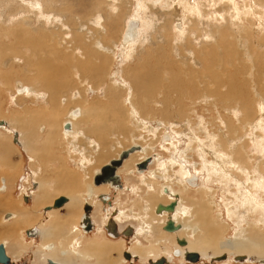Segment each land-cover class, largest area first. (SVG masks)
<instances>
[{
	"label": "rangeland",
	"instance_id": "1",
	"mask_svg": "<svg viewBox=\"0 0 264 264\" xmlns=\"http://www.w3.org/2000/svg\"><path fill=\"white\" fill-rule=\"evenodd\" d=\"M168 1L169 0H166L165 3L164 2L162 4L157 3L156 5L149 4L147 9L140 11L138 13L141 20L146 25L145 27L140 29V32L135 39V43L132 46L133 48H131V50L128 51V54L129 53L130 54L127 56L125 55L127 51H125L124 49H122L121 46H119L120 45L119 35L121 28L125 25L126 21L133 15H136L135 11L137 10L136 9L137 7L135 0L133 1L120 0L119 2H116L117 7H119L118 11L116 12L117 14L109 13L111 5L110 2L107 0H53L52 2L51 0H42V6L44 7L49 6L50 10L53 11L52 15H54V18L52 16L51 18L47 19L48 23L46 25H43L42 22L38 20L34 14L31 13L32 14L31 15L30 13H26L22 8L23 5L21 4V2L17 0H0V34H2L3 29L12 28L11 31H9L12 33V34L10 33L11 41L15 42L12 45L17 46L19 43L23 42L22 44L26 55V57L25 56L18 57L16 61L11 59L10 57H9L10 59L8 58L3 61H0L1 63L0 72H2V75H5L6 77V80H3L5 78H2L0 76V82H1L0 83V123H2L3 121L6 123L3 127L0 128V142L3 145H5L9 151V153H7L6 156L4 157L0 156V178L5 177L8 184L6 191L4 190L0 192V244L5 243V246L9 248L10 251L11 250L20 251L21 246H18L17 244L22 245V249L27 250L29 244L28 241L27 244L25 242L24 232L30 230V228L38 226L39 229L41 228V230L47 229L49 231L48 225L44 224V221H42L45 219V217L44 216L41 217L40 215H38V212L42 210V207L40 206L38 207L37 205L38 197L39 200L41 198L40 193L37 196L35 195L33 208L32 207L28 208L23 206L22 193L21 192L18 193L15 188L16 185H19V181L21 177L22 176L26 177L25 182L22 184V192L25 193L26 189L30 188L36 182L37 183L36 185L37 186L40 185L41 187L40 192L47 190L49 197L48 199L45 200L44 204L48 205L50 204V201L52 202L54 198L62 197L60 195H64L62 193L60 194L59 192V196H56L57 193L56 191H54V189H56L55 177L58 175L62 180L71 181L72 175L70 174L68 175V177H63L64 170L62 169L64 167H67L66 169L74 173H76L78 169L82 170V167L78 166L77 163L75 164V161H73L72 159L70 160L69 159L70 156L66 154L70 152V149L75 147L73 146L74 143L72 145H67V148L65 150L64 142H62L61 140L60 125L67 112V105L64 104V101L61 100L62 96L63 95H66L67 97H69V95H72L73 97L76 96L74 100H72L71 102L78 101L79 104H81V108L85 111V115L81 119H85V120L94 119L93 117L90 116L88 110L92 108L96 103H100L106 100L109 87L117 91L118 89H120L119 84L122 83V81L124 82L125 80H126V84L128 85L129 91H123V93L127 95L130 94V96H134L135 94L134 86L135 83H137L138 81L144 80L142 82L143 83L146 82L147 83L146 85L150 88V97L148 98L147 96L145 97L143 96L144 98L142 97L143 98L142 101L146 103L149 102L150 110L148 111L144 110L142 112V115L150 120V121L146 120L147 124H149V129L148 132L145 131L143 132L144 129H141V127L137 123L132 125L131 126L132 129H130L129 126L127 127L125 123L123 126H121L122 128L120 127L119 130L123 131L125 129L124 131L127 132L126 138H123L121 133L115 134L114 132L115 131L118 132V131L116 129H112V127H111L112 131L105 133L104 136L103 135L96 136L98 138L100 137L104 138L102 140V143H106L107 141H108L107 143H110V148L113 151H111L110 155H108V159L111 160L114 159L113 158L114 153L117 154L116 152L120 150L121 151L127 150L133 147L134 145H132V143L130 142V139L133 136L135 141L140 142L141 144L146 146V148H148L149 150L151 149V145H153V143L154 144L157 143L156 145L157 148L155 147L153 153L158 154L160 158L166 162L167 160H169V156L171 155V152L167 151L168 147L171 150L172 147L169 146L170 144L169 142L165 143L162 140L160 141L161 133L165 131L166 133H171L173 135L174 132L178 130V132L179 131L180 132L176 137L177 142L174 146L175 156H177L178 159L180 156H182L181 160L186 165L187 171L194 176H199V178H204L203 185L205 184L207 187L211 188L210 190L212 192L215 191L214 199L217 202H219L217 210L220 211L222 215L221 217L222 221L225 220V222L227 223L225 224L227 226V229L225 232H223L222 237L227 236L229 238H232L233 240L237 239V241L243 240L244 238L243 229L248 225V223H249L248 227H250L251 225L258 226L257 228L258 229L260 228L261 232L263 230L264 233V220H263L264 206H262V208L260 209H257L255 205L257 204L256 203L257 200H260L261 205H264V116L261 117L259 116L258 117L259 119L257 118L258 120H255L256 116L259 115L260 113L258 111L264 110V93H263L264 92V65H263L264 64L263 61L264 60L263 59L264 0H254L255 2L253 0H195L197 1L195 2V4H198L197 7L199 8L198 9L199 16L201 17L198 19L196 18L197 17L196 14L189 15L191 17L186 18L187 20L184 19L186 21L182 22L183 24L182 31H180L177 28V26H175L176 17L174 16V13H172V10L167 7L166 3H168ZM230 1H232L233 4ZM95 5H97L96 11L99 12L98 15L101 14L100 17L101 16L103 17L102 23L104 24L105 28L107 27L108 34L104 38H102V36L105 33L103 34V32L100 31L101 29L99 30L95 27H92V24L90 23V16H91L90 14L96 12L94 9ZM236 24H238L243 29V33H245L244 36L241 37L239 43L237 42L238 44L236 43L238 38L236 37V33L233 29L234 28L233 25ZM62 25H64L65 27L61 28ZM92 29L93 30L97 29L98 33L95 34ZM219 32L223 36H225V38L228 36L227 37L228 41L227 38L225 40V38L222 35H220ZM74 34H77L76 39L73 38ZM17 37H19V39ZM88 37L90 38V40ZM185 38H187L190 41H188ZM8 39H6L5 41L9 42ZM20 39H22V41ZM95 39L99 42H106V43L108 42L109 44L107 43L108 45L107 44L105 45L111 50H113V53L112 51L108 53L98 50L97 49L98 47L94 43L97 42L94 41ZM216 39L219 41V44L217 43ZM75 40H77L76 43ZM215 41H216L215 50L212 51L211 48L205 49L207 51V58L205 64L207 65L212 64L213 61L216 60L215 56H218V59L221 60V62L216 66V70H217L216 72L218 71L224 72V76L227 74L226 77L232 75L233 77L236 78L235 81H237V79L240 81L242 80V82H240L242 87L240 88L238 86L239 92L236 91L235 93H232V95L229 96L230 98L228 96H220L213 94L209 96H204L202 94H198V91H196L198 86H196L195 84L199 85V80L202 77V75H200L198 71L204 70L203 68L204 66L201 65V62L199 61L198 58H195L197 57L196 56L197 54H194L195 52L191 50L193 49V47H196L197 49H199V52H202L204 49H200V48L204 44L211 45ZM225 41L226 43L223 44V42ZM240 42L244 44L240 45L241 44ZM231 43L233 46L231 45ZM249 43L252 45H250ZM31 47L33 48L36 47L38 49L37 51L39 52L35 53L36 52L35 49H32ZM234 47L237 48L235 49ZM251 48L253 49V51ZM48 49L51 50L48 51ZM30 50H32V52ZM77 50H80V52H82V55H80L82 57H78L76 53ZM58 52L62 53L65 59L56 60L58 57L57 56ZM91 52L95 54L97 53L99 57L94 58V60L93 59L89 60L91 58V54H92ZM89 53H90L89 56L83 57ZM158 53L159 56L157 55ZM230 56L231 57L235 56V57L230 58ZM28 57L30 58L29 61H27ZM102 57L103 58L107 57V58L105 59L103 65H100L98 67L96 77H94V75L92 76L91 74L95 72V69L93 68L91 70V68L94 65H97L99 62H101V60L99 59H101ZM66 59L70 60V62H67ZM224 59L226 61H224ZM44 60L45 63L46 61L48 60L49 61L48 63L45 64ZM12 62H14L13 65ZM44 66H46L47 68ZM143 66L145 67V69L143 68ZM190 66L197 71L195 72L194 76L191 75V71L189 70ZM39 67H41V70ZM48 67H50L49 69H53L54 67H57L58 69L59 67L58 74L53 75L56 78V85H57L55 86L57 91L56 93H50L49 91H45L43 88V87L47 88L45 86L46 82L44 81V77H42L40 74L41 71L46 72L45 69H48ZM64 67L68 70L69 67H73L75 69L78 68L77 76L76 74L75 76H73L71 72L65 73V71L62 70ZM245 67L249 68V72L246 71L247 68ZM179 69H181L182 72L178 73L177 79L174 80L175 77L172 75V72ZM34 73H36L41 77L39 78L40 80L37 77V80H34V82H32L33 77L34 76L36 77ZM127 77H129L130 79H128ZM23 79L26 81L27 84H31V83L34 85L36 84L35 86H37V88H39L42 92H47L46 93L47 95L45 94L44 95L42 94V96L38 95L39 97L36 98L31 95L27 97L22 96V98H18L19 96H17L14 99L12 97V94L14 93L15 84L18 80L24 81ZM247 79L251 86L246 84ZM173 81L175 82V86ZM90 89L92 92L90 91ZM176 89L177 91H174ZM224 89L225 88H223V90ZM73 93H75V95H73ZM202 96H204L205 99ZM239 96L242 97L238 98ZM220 97H222V99ZM244 97H246V99ZM243 98L245 99V101H242ZM49 101L51 102L49 103ZM176 102L179 103V105ZM184 107H189V110ZM246 108L251 110L247 111L248 109ZM176 110L177 112H175ZM31 112H34L37 116H40L39 119L40 123H38V127L41 126L43 128V130H41L40 132L37 131V136H38L37 139L39 141L36 144L38 150V152H36L37 153L36 155L38 154L40 155V160H35V161L33 159L30 161L29 155L23 150L21 146L15 143L14 140L15 135L13 134L17 133V138H18L17 141L22 142L21 145L23 146V135L21 134V132L23 131L19 129L20 127L16 126L14 129L10 128L11 126H13L11 124L12 122H14V119L16 120V118L19 117L21 118V123H24L25 127H26L25 125L26 123L28 124L27 127L28 128L30 127L29 129H32V126L29 125V122L27 120L25 122H22V120L25 119L28 116V114H30ZM56 112L57 113L61 112V113L56 114ZM247 113L249 116H251L250 120L249 122L242 124L240 120ZM186 119L188 122L186 121ZM227 120L228 121L233 120L234 123L233 125L235 126L233 129L230 130L229 128L227 129L228 125L227 123H225V121ZM78 124L80 126L78 127L79 129L82 128L88 129V127L91 126L90 125L91 123H88L87 121L81 123V121L79 120ZM49 126H52L53 128L50 129ZM128 128L130 130H128ZM235 128L237 129L235 130ZM132 131L133 134H131ZM191 132H194L193 135L195 134L199 138L200 145H198L199 142L196 136H194L195 140H193L195 141V143H190L192 145H189V142H191V140L190 137L188 138L189 136L188 134H190ZM51 136L52 137L54 136L55 138V139L53 138L52 143L44 145L43 142ZM230 136L232 138H230ZM96 137L95 134L94 135L91 134V136H89V138L94 140H97L95 139ZM112 139H119L122 142L121 144L122 146L117 147L115 145L116 141H112ZM222 139L223 141H220ZM152 141L153 143H151ZM85 142L86 141L84 140L81 143L82 144L81 147L80 144L77 145L76 142L75 144L79 147L78 148L76 146V149L84 148L85 146H87V143ZM149 142L151 143V145H149ZM33 143H35V141ZM209 148L213 151L216 150L218 154H220L219 156H222L221 153L226 154L228 150V152L231 155L229 156L231 158V159L229 158V160L232 163L230 164L231 166L229 165L227 168L228 170L230 169L228 171V174L229 172L234 171L232 172V176L225 177L226 175H228L225 174V176L222 177L220 175L221 172H219L218 170L220 169V167L217 169L218 166L216 167L218 172L215 171L210 174L209 170H207L205 166H207L208 162L211 161L212 156L208 154L206 155L205 153H203L202 155L201 152V150H210ZM240 148L243 151H245L247 157L250 158V160L248 161L249 163H251L250 171L252 173V176L253 177L255 176L256 178L255 177L254 178L258 180V181H256L255 179L253 180V185L254 187L256 186L255 189L252 187V183L248 181L250 180L251 177L249 176V172L246 171L247 168L244 167L245 165L242 164L241 166L235 163L233 160L234 158H232V156L235 153H237L240 150ZM89 150L90 147L88 146V154L90 155L93 154L91 156L94 157L95 154L90 152ZM141 156H142L141 154L135 155V159H136L135 161H139ZM219 156H217L218 160H219L218 158ZM174 160L177 161L175 157ZM106 161L107 159L102 161L99 160V162L97 163L94 159H92L90 160L91 162L90 165L91 166L93 165L94 166L93 168H98ZM163 161H160L159 163L161 164V162ZM64 163L66 166L64 165ZM156 165L157 164L154 163V165L152 166V170L157 169ZM34 166L40 170L38 171L37 174L39 175L37 176L33 174ZM75 166L77 168L78 167L80 168L77 169L75 168ZM232 166H235V168H233ZM169 168L170 166H167L165 171L166 174L173 175V169H169ZM214 170H215V166H214ZM120 175L122 177L124 187L125 186L129 187L131 191L127 195L123 193L122 195L119 196L120 201L118 202L119 205L117 207L120 208V211H124L127 216L132 215V217L137 218L138 214H143L142 210L143 208L145 209V204L143 199H146L147 196H149L150 192H148L147 187L143 185L141 179H139L140 176L138 177L136 175V169L134 165H132V168L128 170L122 169ZM208 175L210 176V179H208L209 178ZM176 176L179 177L178 174L175 175L174 173L171 182L174 185L173 187L174 190L178 192L179 186L178 184H176L177 182H175L176 179H178ZM148 178L149 177L147 173L146 177L143 178V180H148ZM201 185L202 183L200 180L199 184L198 183L196 184V187H192L190 189L191 190L190 192L188 191L181 193L180 191V196L182 198L187 197L188 199L191 198L192 200H198L197 198H200L201 196L200 193L203 190V187H201ZM107 188L108 187H106L104 191L110 192L109 191L110 188L109 190H107ZM249 193L254 194L252 199L248 195ZM76 197L78 198V200L79 199L82 200L80 195H77ZM245 199H247L248 201ZM253 202L255 204H253ZM79 204L81 205V201H79L78 204L73 203L72 208H74V210H71V208H69L68 214L71 217L70 220H67V217H65L64 220H61L62 224L66 222L65 223L66 225L64 224L63 226L65 228L64 229L65 232H67V230H70L72 225H77L76 219L81 211ZM94 204L98 209V206L100 204L98 203H94ZM186 204L189 203L186 202ZM224 204L226 206H229V209H231V211L234 213L233 215L229 216V212L226 211L227 208ZM115 206L116 204L114 203V207ZM253 208L256 212L253 210ZM14 212L15 213L17 212L18 214L17 218L15 219L18 222H20V220L22 219L21 216L27 214V219H28L27 223L25 225L16 224L14 226L7 223L11 219L5 221L4 216L7 213H14ZM148 212H145V215L149 214ZM65 213L66 212H64V214ZM96 215L98 216L99 219L98 220L99 226H97V232L92 235L91 240L83 237L82 245L93 244V243H98L96 244L98 246L104 244L105 245L113 244L111 241H108V238H106L103 233L104 231H102L101 229L103 227V219L100 208L97 210ZM46 219L47 222L49 221L50 223L52 222L53 224L55 219H57V217L56 216L52 218L50 217V219L48 217ZM148 219H149V215L146 218V220L148 221ZM15 220L12 221V224L16 223ZM121 222L122 221H120V224ZM121 225L123 227L125 226L130 227L133 230L136 228L135 229L136 238L128 240L127 246L125 245L124 241L118 243L120 244V246L121 244L123 245V249L124 247L126 249L131 248V252L134 253V246L136 245L137 242H139L141 246V250L144 249L146 250V252H150V253L153 252L151 251L153 247V243H150V241H148L150 239L152 241L154 240V235L152 233L149 232L150 237H148L147 239L145 237L139 236L140 229L137 228L138 222L131 219L127 220L126 222H122ZM157 226L158 224L156 225V227ZM232 228L234 230H231ZM9 232H12V234H9ZM62 234L63 236H65L64 233ZM10 235H12L11 236L12 238H10ZM184 236H185L184 238L187 239L190 243L193 242L194 240L193 237L187 235ZM57 239H59V237L52 236L49 242L53 240L57 251H59V249H61V245L60 247L56 246ZM155 239L157 238L155 237ZM17 240H19V242ZM60 240H62L61 244L66 243L64 239L61 238L59 239V241ZM42 243L44 245V240H42ZM66 244H65V248L67 247ZM42 248H39L37 252L39 256L38 261H36L37 264H42L46 260V256H45L46 253L42 250ZM256 248L259 247L255 246V249ZM186 249H188V246ZM33 252H35V249H33ZM216 252L217 251L214 250L213 254H215ZM225 252H229V251H225ZM122 254L123 251L121 253L120 252L112 253L111 254L112 263L114 264L121 263L122 256L120 255ZM225 254L226 253H224V255ZM147 256L148 255L145 252L140 255V257L142 258H146ZM245 258H247L250 262H256L261 257L259 256V254L253 253L248 255L246 254ZM81 263L82 260L81 261L79 260L76 264H81ZM94 263H95V259L88 261V264H94Z\"/></svg>",
	"mask_w": 264,
	"mask_h": 264
},
{
	"label": "bare ground",
	"instance_id": "2",
	"mask_svg": "<svg viewBox=\"0 0 264 264\" xmlns=\"http://www.w3.org/2000/svg\"><path fill=\"white\" fill-rule=\"evenodd\" d=\"M19 2H21V4L23 5V9L26 13H32L35 15V17L40 20L42 22L43 25H46L48 22V18H51L53 16L54 18V15H52L53 11L50 10V7H44L42 6V0H17ZM53 0H51L52 2ZM110 2V10H109V13L111 14H117L116 12L118 11V8L117 7V4L116 2H119L120 0H107ZM133 1V0H132ZM136 1V15H133L132 17H130L125 25L121 28V31H120V35H119V41H120V45L122 47V49H124L126 52L125 55H129L128 54V51L131 50V48H133L132 46L134 45L135 43V39L137 37V35L139 34L140 32V29L145 27V23L141 20L140 16H139V12L140 11H143L145 9L148 8V5H156L157 3H165L166 0H135ZM170 1V2H169ZM167 4V7L169 9L172 10V13H174V16L176 17V24L175 26H177V28L182 31V27H183V24L182 22L183 21H186L187 19L186 18H189L191 16L189 15H193V14H196L197 17L196 18H200L201 16H199V8L197 7L198 4H195V0H169ZM254 1V0H253ZM225 2V1H224ZM232 2V1H230ZM229 2V3H230ZM255 2V1H254ZM135 4V2H134ZM213 4V3H212ZM233 4V2H232ZM231 4V5H232ZM47 5V4H46ZM50 5V4H49ZM258 5V4H257ZM100 6V5H99ZM236 6V5H235ZM21 9V8H20ZM94 9L96 11L97 9V5L94 6ZM101 9V8H100ZM202 11V10H201ZM241 11V10H240ZM97 12V11H96ZM95 12V13H96ZM93 13V14H90V23L92 24V27H95L97 29H101L100 31L103 32V36L102 38L106 37V35L108 34V31H107V27L105 28L104 24L102 23V16L100 17L99 12H97L96 14ZM246 13V12H245ZM31 14V15H32ZM26 15V14H25ZM233 15V14H232ZM231 15V16H232ZM250 15V14H249ZM257 15H260V14H257ZM77 18V17H76ZM242 18V17H241ZM258 18V17H257ZM25 19V18H24ZM149 19V18H148ZM186 19V20H184ZM240 19V18H239ZM126 20V19H125ZM191 20V19H190ZM258 20V19H257ZM53 21V20H52ZM116 21V20H115ZM122 21V20H121ZM147 21V20H146ZM234 21V20H233ZM259 21V20H258ZM261 21V20H260ZM26 22V21H25ZM54 22V21H53ZM134 22H138L139 25L137 27H135L131 32H130V25ZM196 22V21H195ZM238 22V21H237ZM236 22V23H237ZM19 23V22H18ZM55 23V22H54ZM94 23V24H93ZM185 23V22H184ZM199 23V21H198ZM187 24V23H186ZM184 24V25H186ZM261 24V23H260ZM58 25V24H57ZM193 25V24H192ZM228 25V24H227ZM230 25V24H229ZM232 25V24H231ZM259 25V24H258ZM242 26V25H241ZM261 26V25H260ZM65 26L62 25L61 28H64ZM129 27V28H128ZM233 29L236 33V37L238 38V40L236 41V43L240 41L241 37L244 36L245 33H243V29L238 25H233ZM263 27V26H262ZM24 28V27H23ZM27 28V27H26ZM12 28H8V29H3L2 31V34H0V61H3L5 59H8L9 57L11 59H13L14 61L17 60L18 57H22V56H25V50L23 48V42L22 43H19L17 46L16 45H12L13 43L15 42H12L11 41V31ZM22 29V27H21ZM97 29H92L94 31L95 34L98 33ZM193 29V28H192ZM264 29V28H263ZM14 30V28H13ZM173 30V29H172ZM177 30V29H176ZM217 30V29H216ZM252 30V29H251ZM250 31V30H249ZM190 32V30H189ZM251 32V31H250ZM256 32V31H255ZM11 33V34H10ZM24 33V31H23ZM29 33V31H28ZM130 33H132V36L130 35ZM216 33V32H215ZM218 33V32H217ZM220 33V32H219ZM165 34V33H164ZM185 34V33H184ZM224 34V33H223ZM31 35V33H30ZM41 35V34H40ZM76 35L77 34H74L73 35V38L76 39ZM192 35V34H191ZM220 35H222L220 33ZM230 35V34H228ZM258 35V34H257ZM23 36V34H22ZM196 36H199V35H196ZM223 36V35H222ZM255 36V34H254ZM264 36V35H263ZM225 38V36H223ZM228 37V36H227ZM226 37V38H227ZM231 37V36H230ZM235 37V38H236ZM9 38V39H8ZM19 39V37H17ZM89 38V37H88ZM219 38V37H218ZM225 38V40H226ZM234 38V40H235ZM8 39L9 42H6L5 40ZM25 39V37H24ZM23 39V40H24ZM187 39V38H185ZM247 39V38H246ZM22 41V39H20ZM19 40V41H20ZM73 40V39H72ZM90 40V38H89ZM93 40V39H92ZM188 40V39H187ZM186 40V41H187ZM199 40V39H198ZM217 40V39H216ZM94 41H97L96 39ZM190 41V40H188ZM227 41H228V38H227ZM252 41V40H251ZM262 41V40H261ZM264 41V40H263ZM18 42V41H17ZM77 42V40H75V43ZM233 42V41H232ZM250 42V41H249ZM79 43V42H78ZM95 45L98 47L97 49L100 50V51H104V52H111L113 53V50H111L110 48H108L105 44H107L106 42H94ZM186 43V42H185ZM188 43V42H187ZM215 43H212L211 45H207V44H202L203 46L200 48V49H204L202 52H199V49H197L196 47H193V49L191 51H194L195 53L194 54H197L195 58H198L199 61L201 62V65H203L204 67V70H200L198 71L200 75H202V77L200 78L199 80V85L198 84H195L196 86H198L197 90L198 91V94H202L204 96H209V95H220V96H230L232 95V93H235L236 91L239 92V89H238V86L241 88V83L242 80H238L235 81V77H233L232 75L229 76V77H226V75L224 76V72H216V66L218 64H220L221 60L218 59V56H215V59L213 61L212 64L210 65H207L205 64L206 62V58H207V51L205 50L206 48H211L212 51L215 50ZM217 43L219 44V41L217 40ZM221 43V42H220ZM225 42H223V44H225ZM237 43V44H238ZM241 44L240 45H243L244 43L240 42ZM252 43V42H251ZM109 44V43H108ZM107 44V45H108ZM230 44V43H229ZM250 44V43H249ZM100 45V46H98ZM201 45V44H200ZM222 45V44H221ZM220 45V46H221ZM232 45V43H231ZM230 45V46H231ZM252 45V44H250ZM77 46V44H76ZM218 46V45H216ZM233 46V45H232ZM260 46V45H259ZM47 47V46H46ZM114 47V46H113ZM136 47V46H135ZM251 47V46H250ZM263 47H264V43H263ZM32 49H35V53L39 52L37 51L38 49L35 47H31ZM90 48V47H89ZM227 48V46H226ZM235 48V47H234ZM237 48V47H236ZM235 48V49H236ZM30 49V48H29ZM243 49V48H242ZM252 49V48H251ZM51 50V49H48V51ZM53 50V49H52ZM94 50V49H93ZM234 50V49H233ZM32 52V50H30ZM42 51V50H41ZM46 51V52H48ZM62 51V50H61ZM149 51V50H148ZM253 51V49H252ZM45 52V53H46ZM95 52V51H94ZM77 55L78 57H82L80 55H82V52H80V50H77ZM91 59L94 60V58H98V54L96 53H93L91 52ZM99 53V52H98ZM157 53V52H156ZM193 53V52H192ZM204 53V54H202ZM250 53V52H249ZM253 53V52H252ZM261 53V52H259ZM19 54V55H17ZM23 54V55H22ZM111 54V53H110ZM38 55V54H37ZM41 55V54H40ZM76 55V56H77ZM89 54L83 56V57H87L89 56ZM112 55V54H111ZM159 56V53L157 54ZM201 55H205L204 57L201 56ZM257 55V53H256ZM39 56V55H38ZM47 56V55H46ZM57 59L56 60H60V59H65L62 55V53L58 52L57 53ZM70 56V55H69ZM72 56V55H71ZM157 56V57H158ZM260 56V55H259ZM55 57V56H54ZM233 57V56H232ZM230 56V58H232ZM235 57V56H234ZM233 57V58H234ZM9 58V59H10ZM49 58V57H48ZM107 58V57H106ZM106 58H101L99 60H101V62H99L97 65H94L91 70L94 68L95 69V72L93 74H91L92 76L94 75V77H96V74H97V71H98V67L100 65H103V63L105 62V59ZM191 58V57H190ZM38 59V58H37ZM52 59V58H51ZM147 59V58H146ZM184 59V58H183ZM236 59V58H235ZM240 59V58H239ZM264 59V57H263ZM30 58L28 57L27 61H29ZM41 60V58H40ZM43 60V59H42ZM67 62H70V60L66 59ZM223 60V59H222ZM262 60V59H261ZM49 61V60H48ZM48 61H46V63H48ZM53 61V60H52ZM195 61V59H194ZM224 61H226L224 59ZM264 61V60H263ZM11 62V61H10ZM39 62V61H38ZM54 62V61H53ZM63 62V61H62ZM28 63V62H27ZM44 63H45V60H44ZM43 63V64H44ZM45 63V64H46ZM61 63V62H60ZM232 63V62H231ZM241 63V62H240ZM262 63V62H261ZM1 64V63H0ZM14 64V62H12V65ZM36 64V63H35ZM41 64V62H40ZM42 64V65H43ZM65 64V63H64ZM106 64V63H105ZM172 64V63H171ZM200 64V63H199ZM53 65V64H52ZM227 65V64H226ZM226 65H223V66H226ZM229 65V64H228ZM247 65V64H246ZM264 65V64H263ZM65 66V65H64ZM46 67V66H44ZM51 67V65H50ZM50 67H48V69H45L46 72H42L41 71V76L44 77V81L46 82L44 90L45 91H49L50 93H56V88L55 86L56 85V78L55 74H58V70H59V67L57 69V67H54L53 69H49ZM40 70H41V67H39ZM47 68V67H46ZM143 68L145 69V67L143 66ZM247 68V67H245ZM263 68V67H261ZM89 69V68H88ZM103 69V68H102ZM155 69V68H154ZM202 69V68H201ZM239 69V68H238ZM63 71H65V73H69L71 72V74L73 76H77V70L78 68H73V67H69V70L66 69L65 67L62 69ZM87 70V69H86ZM85 70V71H86ZM100 70V69H99ZM183 70V69H182ZM189 70L191 71V75L194 76L195 75V72H197L195 69H193V67H189ZM224 70H225V67H224ZM228 70V69H227ZM233 70V69H232ZM246 70V69H245ZM35 71V70H34ZM33 71V72H34ZM90 71V70H88ZM244 71V69H243ZM247 72H249V68H247L246 70ZM157 72V71H156ZM181 69L179 70H175L172 72V75L175 77V79H177L178 77V73H181ZM231 72V71H230ZM237 72V70H236ZM9 73V72H8ZM130 73V72H129ZM241 73V72H240ZM36 75V77L34 76L33 77V80L32 82H34V80H37V77L38 79L41 78L39 75H37L36 73H34ZM80 74V73H79ZM83 74V73H82ZM81 75V74H80ZM238 75V73H237ZM246 75V74H245ZM0 76L2 78H5L3 80H6V77L5 75H2V72H0ZM139 76V75H138ZM240 76V75H239ZM24 77V76H23ZM88 77V76H87ZM102 77V76H100ZM133 77V76H132ZM137 77V76H136ZM154 77V76H153ZM247 77V76H246ZM254 77V76H253ZM62 78V77H61ZM81 78V77H80ZM128 79H130L129 77H127ZM171 78V77H170ZM252 78V77H251ZM99 79V78H98ZM133 79V78H132ZM136 79V78H134ZM151 79V78H150ZM153 79V78H152ZM195 79V78H194ZM234 79V80H233ZM240 79V77H239ZM24 80V79H23ZM28 80V79H27ZM40 80V79H39ZM147 80V79H146ZM244 80V79H243ZM25 81V80H24ZM20 81L18 80L15 84V88H14V93L12 94V97L15 99L17 96H19L18 98H22V96H33V97H39L38 95H41L42 94L44 95H47L46 93L47 92H42L39 88H37V86H35L34 84H27L26 81ZM103 81V80H102ZM122 81V80H121ZM129 81V80H127ZM135 81V80H134ZM137 81V80H136ZM144 80H141V81H138L137 83H135V86H134V90H135V94L134 96H130V94H125L123 93V91H129L128 90V85L126 84V80L122 83H120V89H118L117 91H115L113 88H110L108 89V94L106 96V100L103 101V102H100V103H96L92 108H90L88 111H89V114L91 117H93L94 119H90V120H85V119H81L84 115H85V111L81 108V104H79L78 101H75V102H71L72 100H74V98L76 97H73L72 95H69V97H67L66 95H63L61 100L64 101V104L67 105V112H66V115L64 117V119L62 120V123L60 125V133H61V140L62 142H64V145H65V150L67 148V145H72L74 143L72 149H70V152L66 153L69 157V159L75 161V164L77 163L78 166H81L82 167V170H79L78 168L80 167H76L78 170L76 171V173L66 169L67 167H64L62 170L64 175L63 177H68V175H72V178H71V181L70 180H62L58 175L55 177L56 181V189H54V191H56V196H59V192L60 194H64V195H60V196H64L68 199V203L67 205L65 206V208L63 209H67V208H71V210H74V208H72L73 206V203H76L78 204L79 203V200L78 198L76 197L77 195H80L81 199H88V198H91L90 200V204H94L96 203L95 202V198L100 195L101 193H105V188L107 187V185L105 186H99L98 188H95V186L93 185V178L95 176L94 172L96 170H100L101 167H103L104 165L108 164L109 161H111V159H108V155H110L111 151V148H110V143H102V140L104 139L103 137H96V136H104L105 133L109 132V131H112L111 130V127L112 129H116L118 132H114L115 134H122L123 138H126V135H127V132L126 131H120V127L123 126L125 123L127 125V127L129 126L130 129H132V125L134 124H138L141 129H144L143 132H148V129H149V124H147L146 120H149L148 118L144 117L142 115V112L145 110V111H148L150 110V107H149V102H144L142 101L143 98L145 96L150 97V88L146 85L147 83L146 82H142ZM159 81V80H158ZM171 81V80H170ZM169 81V82H170ZM194 81V80H193ZM247 81V85L251 86L249 84V81L248 79L246 80ZM142 84H141V83ZM156 82V81H155ZM161 82V80H160ZM172 82V81H171ZM1 83V82H0ZM91 83V82H90ZM103 83V82H102ZM132 83V82H131ZM158 83V82H157ZM174 83V86H175V82L173 81ZM191 83V81H190ZM85 84V83H84ZM64 85H65V82H64ZM143 85V86H142ZM169 85V84H168ZM167 85V86H168ZM259 85V84H258ZM89 86V85H88ZM87 86V87H88ZM245 86V85H244ZM237 87V88H236ZM42 88V87H41ZM166 88V86H165ZM164 88V89H165ZM170 88V86H169ZM168 88V89H169ZM179 88V87H178ZM223 88H225L223 90ZM93 89V88H91ZM90 89V91H91ZM174 89V88H173ZM187 89V88H186ZM238 89V90H237ZM102 90V89H101ZM121 90V91H120ZM170 91V90H169ZM174 91H177L174 90ZM193 91V90H192ZM226 91V92H225ZM248 91V90H247ZM92 92V91H91ZM173 92V91H172ZM243 92V91H242ZM168 93V91H167ZM174 93V92H173ZM246 93V92H245ZM244 93V94H245ZM264 93V92H263ZM93 94V93H92ZM124 94V95H123ZM243 94V95H244ZM73 95H75V93H73ZM164 95V94H163ZM185 95V94H184ZM235 95V94H234ZM246 95V94H245ZM252 95V94H251ZM40 96V97H41ZM144 96V97H143ZM202 96L204 99L205 97ZM143 97V98H142ZM163 97V96H162ZM242 96H239L238 98H240ZM44 98V97H43ZM164 98V97H163ZM162 98V99H163ZM202 98V99H203ZM222 99V97H220ZM230 98V97H229ZM246 99V97H244ZM242 99V101H245V99ZM233 99V98H232ZM261 99V98H260ZM214 100V99H213ZM229 100V99H227ZM53 101V100H52ZM158 101V100H157ZM204 101V100H203ZM231 101V100H230ZM240 101V100H239ZM51 101H49L50 103ZM163 102V101H162ZM62 103V102H61ZM177 103V102H176ZM211 103V102H210ZM229 103V102H228ZM227 103V104H228ZM247 103V102H246ZM171 104V103H170ZM179 105V103H177ZM224 104V103H223ZM226 104V105H227ZM233 104V103H232ZM262 104V103H261ZM54 105V104H53ZM64 105V106H66ZM151 105V104H150ZM176 105V104H175ZM177 105V106H178ZM226 105H223V106H226ZM231 105V104H230ZM241 105V104H240ZM239 105V106H240ZM167 106V105H165ZM215 106V105H214ZM220 106V105H219ZM255 106V105H253ZM261 107V106H260ZM170 108V106H169ZM186 109L189 110V107H184ZM235 108V107H234ZM56 109V108H55ZM165 109V108H164ZM248 109V108H246ZM78 110L80 112V116L79 117H75L73 116V112ZM166 110V109H165ZM192 110V109H191ZM251 109H248L247 111H249ZM258 111V110H257ZM264 111V110H263ZM263 111H258L260 112L259 115H254L256 116L255 120H258L259 116H264V112ZM174 112V111H173ZM177 112V110L175 111ZM190 112V111H189ZM188 112V113H189ZM61 112H56V114H59ZM180 113V111H179ZM195 113V112H194ZM176 115V114H175ZM53 117V116H52ZM188 117V116H186ZM250 117L247 114H245L242 119L240 120V122L243 124V123H246V122H249L250 120ZM258 118V119H257ZM40 116H37L34 112H31L30 114H28V116L22 120V122H25L26 120L29 122V125L32 126V129H29L27 127L28 124L25 123L26 127L24 126V123H21V118L17 117L16 120L14 119V122H12L10 128L11 129H14L16 126L20 127L19 129H21L23 132H21V134L23 135V146L21 145L22 142H18L17 141V133L13 134L16 136V140H15V136H14V140L15 142H17V145L21 146L23 148V150L29 155V159L30 161L33 159L34 161L35 160H40V155H36L38 152L37 150V147H36V144L38 143V139H37V131H41L43 130V128L40 126L38 127V123H40ZM81 121V123H84L85 121H87L88 123H91L90 127H88V129L86 128H82V129H79L78 127L79 124H78V121ZM191 120V119H189ZM223 120V119H221ZM254 120V121H255ZM150 121V120H149ZM167 121V120H166ZM177 121V120H176ZM181 121V120H180ZM184 121H185V118H184ZM187 121V119H186ZM253 121V120H252ZM179 122V121H178ZM188 122V121H187ZM251 122V121H250ZM9 123V122H8ZM7 123V124H8ZM11 123V122H10ZM66 123H69L71 126H72V129L70 131H67L65 132L64 130V125ZM80 123V122H79ZM167 123V122H166ZM171 123V122H170ZM186 123V122H185ZM225 123H227L228 127L227 129L229 128L230 129H233L235 126L233 125V120H230V121H225ZM1 124V127H3L6 123L3 121ZM87 124V123H85ZM187 124V123H186ZM171 125V124H170ZM174 125V124H173ZM179 125V124H178ZM189 125V124H188ZM198 125V124H197ZM196 125V126H197ZM237 125V124H236ZM252 125V124H251ZM259 125V124H258ZM167 126V125H166ZM165 126V127H166ZM181 126V125H180ZM190 126V125H189ZM201 126V125H200ZM241 127V126H240ZM263 127V126H262ZM49 128H53L52 126H49ZM122 128V127H121ZM128 128V130H130ZM152 128V127H151ZM199 128V127H198ZM238 128V127H237ZM235 128V130L237 129ZM4 129V128H3ZM154 129V128H153ZM58 130V129H57ZM127 130V131H128ZM191 130V129H190ZM193 130V129H192ZM250 130V129H249ZM186 131V130H185ZM233 131V130H231ZM180 132V131H179ZM178 130H176V132H174V134L172 135L171 133H168L169 135V140H165L164 139V133H166L165 131L161 133V137H160V141L162 140L163 142L165 143H170L169 146L172 147V150L168 147V150L169 152H171V155L169 156V160H167L166 162L163 161L160 156L158 155L154 161H153V164L152 166L154 165V163H156L157 165V169L155 170H152V166L150 167V170L148 171V180H143V178L146 177V173H144L143 175H141L139 177V179H141V182L143 183V185H145L148 189V192H150L149 196H147L146 199H143L144 201V204H145V209L143 208V214H138L137 215V218L135 217H132L131 216H127L126 213L124 211H118V213L116 214V219L119 220V221H122V222H126L127 220L131 219V220H134L136 222H138V227L140 230H139V236H142V237H145L146 239L148 237H150L149 235V232L152 233L154 235V240L152 241L151 239L148 240L150 241V243H153V247L152 249H161L160 247V243L161 242H164L166 240L170 241L171 243V246L169 247H164L162 248V250L164 252H167L168 255L175 249H180L181 252H185V251H190V252H197L201 255H203L204 257H210L212 255L215 256H223L224 253H232V254H236V255H239V256H244L247 254H253V253H257L259 254V256L261 257L260 259H258L259 261H263L264 260V233H263V230L261 232L260 228L258 229L257 227L258 226H250L248 227V225L243 229L244 232V238L243 240L241 241H237L236 240H233L232 238H229L227 236H224L222 237L223 235V232L226 231L227 229V226L225 224H227L225 222V220L222 221L221 217V213L220 211L217 210L218 208V203L215 199H214V196H215V191H211L209 187H207L205 184L203 185V182H204V178H199V176H194L192 175L190 172L187 171V167L186 165L184 164V162L181 160L182 159V156L179 157V159L177 158V156H175V150H174V146L177 142V135L179 134ZM184 132V131H183ZM190 132V131H188ZM42 133V132H41ZM126 133V134H125ZM186 133V132H185ZM194 132H191L190 134H188V138L190 137V140L191 142H189V145H192L190 143H195V138L194 136H196L195 134L193 135ZM232 133V132H231ZM57 134V133H56ZM95 134V139L97 140H94V139H91L89 138V136H91ZM115 134H112V135H115ZM131 134H133V131L131 132ZM187 134V133H186ZM233 134V133H232ZM223 135V134H222ZM234 135V134H233ZM55 136V135H54ZM54 136L52 137H49L47 138L43 144L44 145H47V144H50L52 143V140L54 138ZM117 136V135H116ZM181 136V135H180ZM187 136V135H185ZM57 137V136H56ZM118 137V136H117ZM197 137V136H196ZM222 137V136H221ZM22 138V137H20ZM198 138V137H197ZM196 138V139H197ZM214 138V137H213ZM230 138H232L230 136ZM55 139V138H54ZM57 139V138H56ZM142 139V138H141ZM219 139V138H218ZM221 139V138H220ZM235 139V138H234ZM86 141L85 143H87V146H85L84 148H80V149H76V146L78 144H80V147H81V143L83 141ZM35 141V143H33ZM112 141H116L115 145L118 147V146H122V142L119 140V139H112ZM150 141V140H148ZM220 141H223L220 140ZM219 141V142H220ZM253 141V140H252ZM77 142V143H76ZM130 142L132 143V145L134 146H141L142 147V151L140 152H135L133 153L130 158L128 159V161L124 163V166L122 169H125V170H128L130 168H132V165L135 166L136 163H139V161H142V160H145L147 158H149L153 152H154V149L157 145L153 143V141L151 143H153V145H151V143L149 142V145H151V149L149 150L148 148H146V146H144L143 144H141L140 142L138 141H135L134 137L132 136L131 139H130ZM147 142V141H146ZM198 142L200 145V141H199V138H198ZM232 142V141H231ZM77 145H76V144ZM241 144V143H240ZM147 145V146H149ZM164 145V144H163ZM197 145V146H198ZM234 145V144H233ZM246 145V144H245ZM88 146L90 147V152L94 153V157L91 156L93 154H88ZM105 148H104V147ZM162 146V145H161ZM168 146V145H167ZM47 147V146H46ZM78 147V146H77ZM209 147V146H208ZM213 147V146H212ZM234 147V146H233ZM79 148V147H78ZM116 148V147H115ZM157 148V147H156ZM214 148V147H213ZM225 148V147H224ZM130 149V148H129ZM166 149V148H165ZM201 149V148H200ZM205 149V148H204ZM210 149V148H209ZM216 149V148H215ZM214 149V150H215ZM128 150V149H127ZM199 150V149H198ZM225 150V149H224ZM123 151H126V150H120L118 152H116L117 154L114 153V156L113 158L114 159H118V155L121 154ZM236 151V150H235ZM178 152V151H177ZM202 152V155L203 153H205L206 155H211L212 158H211V161L208 162L206 169L209 170L210 174L213 173V172H218L217 169L220 167L219 172L220 175L223 177L225 176V174H228V166L232 163L230 162L229 160V156L230 153L228 152L227 150V155L225 153H221L222 156H219L220 154H218V152L215 150H201ZM9 153L8 151V148L3 145L1 142H0V156L4 157L6 156V154ZM138 154H141V158L139 161H135V155H138ZM42 156V155H41ZM112 156V154H111ZM217 156H219V160L217 159ZM174 157L176 160H174ZM200 157V156H199ZM232 158H234V162L241 165L244 164L247 168V172H249V176L251 177L250 180H248L249 182L252 183V187L255 189L254 185H253V180L255 178L252 176V173L250 171V168H251V163H249L248 161L250 160L249 157H247V154L245 151H243L241 148L240 150L235 153ZM94 159L97 163L102 160H105L107 159V161L105 163H103L101 166H99L98 168H93L94 166L90 165V160ZM231 159V158H230ZM78 160V161H77ZM113 160V159H112ZM160 161H163L161 162V164L159 163ZM185 161V160H184ZM207 161V160H206ZM180 162V163H179ZM188 162V161H187ZM186 162V163H187ZM251 162V161H250ZM33 163V162H32ZM35 163V162H34ZM82 163V164H81ZM189 163V162H188ZM192 163V162H191ZM36 164V163H35ZM34 164V165H35ZM65 165V163H64ZM206 165V164H205ZM66 166V165H65ZM167 166H170L169 169H173V175L175 173L179 175V177H177L178 179H176L175 182H177L176 184H178L179 186V191H175L174 190V185L172 184L171 182V179L173 178V175L172 174H166V168ZM214 166H215V170H214ZM218 166V167H217ZM231 166V165H230ZM217 167V169H216ZM233 168H235V166H232ZM231 167V168H232ZM84 168V170H83ZM201 168V167H200ZM122 169H120L118 171V174H120L122 172ZM149 169V168H148ZM197 169V168H196ZM199 169V168H198ZM205 169V168H204ZM178 173H177V171ZM201 170V169H200ZM38 171H40L37 167L34 166V170H33V174L35 176L39 175L37 174ZM133 171V170H132ZM205 171V170H204ZM196 172V171H195ZM202 172V171H201ZM234 172V171H232ZM232 172H229L228 175H226L225 177L227 176H232ZM246 172V173H247ZM199 173V172H198ZM207 173V172H206ZM218 174V173H217ZM201 175V174H199ZM204 175V174H203ZM80 177V178H79ZM208 179H210V176L208 175ZM214 177V176H213ZM39 178V177H38ZM3 179V180H2ZM201 180V187H203V190L202 192L200 193V198H197L198 200H192L191 198H187V197H181L180 196V191L181 193L183 192H190L192 186L191 184H194V187H196V184L200 182ZM256 180V179H255ZM209 181V180H208ZM206 181V182H208ZM258 181V180H256ZM197 182V183H196ZM2 183L5 184V188L2 187ZM36 183V182H35ZM207 184V183H206ZM249 185V184H248ZM256 185H257V182H256ZM8 184H7V180L5 177L3 178H0V192L4 191L6 188H7ZM94 186V187H93ZM241 186V185H240ZM38 191L37 193H35V195L37 196L39 193L41 194V198L39 200V197H38V202H37V205L38 207H42V209H44L45 207H51L53 202L50 201V204L48 205H45L44 202L46 199H48L49 195L47 193V190L45 191H41L40 192V185L38 186ZM263 187V186H262ZM261 188V187H260ZM259 188V189H260ZM161 189H162V192H161ZM247 189V188H246ZM193 190V189H192ZM248 190V189H247ZM253 190V189H252ZM262 190V189H261ZM256 191V190H255ZM164 193V194H163ZM255 193V192H254ZM26 194V193H25ZM257 194V193H256ZM250 196V198L252 199L253 198V193H249L248 194ZM184 196V195H183ZM189 196V195H188ZM262 197V196H261ZM196 199V198H194ZM248 199V198H247ZM245 199V200H247ZM258 199V198H257ZM229 200V199H227ZM255 200V199H254ZM81 201V200H80ZM241 201V200H240ZM248 201V200H247ZM256 201V200H255ZM260 200H257V204H255L253 202V204L256 205V208L257 209H260L262 208V206L264 205H261V201L258 202ZM172 202H174V204H172ZM189 203V204H186ZM248 203V202H247ZM252 203V202H251ZM260 203V204H259ZM172 204V205H170ZM226 204V203H225ZM224 204V205H225ZM228 204V203H227ZM263 204V203H262ZM80 205V204H79ZM161 205L158 209L157 207ZM167 205H170L168 208H166L165 206ZM220 206V205H219ZM226 206V205H225ZM253 206V205H252ZM64 207V206H63ZM165 207V208H163ZM53 208V207H52ZM227 208V212H229V216L233 215L234 213L231 211V209H229V206H226ZM47 209V208H46ZM62 209V208H61ZM140 209V208H139ZM264 209V208H263ZM141 210V209H140ZM146 210V211H145ZM254 210V208H253ZM149 211V212H148ZM255 211V210H254ZM60 210L58 209H54L52 210L51 212L48 213L49 215V219L50 217H57V219H55L54 223L52 224V222L50 223L49 221V224L48 222H46L45 224L48 225V229H43V230H40V233H41V241L44 240V245H43V248H45L46 250V260H51L52 262H56L57 264H76L77 262L74 260L76 259L75 257L79 258V260H82V263L81 264H88V261L89 260H92V259H95V263L94 264H114L112 263V260H111V254L114 253V252H122V249H123V245L121 244H109V245H96L98 243H93V244H87V245H82V238L78 235V232L75 231L76 230V225H72V228L69 230V232H65V228L63 227L64 224H62V219H59V217L57 215H60L59 214ZM145 212H148L149 214L145 215ZM256 212V211H255ZM138 213V212H137ZM140 213V212H139ZM259 213V212H258ZM12 214V219L7 222L9 223L10 225L14 226L16 224H23L25 225L27 223V214H24V216H21L22 219L20 220V222H18L17 220H15L18 216L17 212L15 213H11ZM55 214V215H54ZM264 214V213H263ZM54 215V216H53ZM149 215V219L148 221L146 220V218L148 217ZM236 215V214H235ZM258 215V214H257ZM261 215V214H260ZM224 216V214H223ZM264 217V216H263ZM48 218V217H47ZM227 218V217H226ZM233 218V216H232ZM258 218V217H257ZM256 218V219H257ZM262 218V217H261ZM20 219V217H19ZM231 219V217H230ZM9 219H6L5 218V221H8ZM16 221V223H13L12 224V221ZM264 220V219H263ZM170 221L168 224L170 226H173L175 225V231L174 232H167L165 229H163V227L167 224V222ZM260 221V220H259ZM18 222V223H17ZM233 222V221H232ZM262 222V220H261ZM103 223L104 220H103ZM252 223V222H250ZM258 223V221H257ZM158 224V226L156 227V225ZM255 224V223H254ZM263 224V223H261ZM66 225V224H65ZM179 228V229H178ZM231 228V227H230ZM51 229V231H50ZM241 229V228H240ZM263 229V228H261ZM231 230H234L233 228ZM236 230V229H235ZM68 231V230H67ZM170 231H173V230H170ZM241 231V230H240ZM77 232V234L75 233ZM185 232H188V233H185ZM191 232V233H190ZM65 234L66 236V233L68 234V237H69V240L65 239L63 236V234ZM190 233V234H189ZM240 233V232H239ZM9 234H12V232H9ZM187 235V236H191L193 237V242H189L187 239H185L184 235ZM14 235V234H13ZM234 235V234H233ZM12 235H10V238ZM52 236H57V237H61L62 239L64 238L67 243V247L65 248V244H61V249L64 253H62V256L63 254H65V257H61L59 255V253L61 251H57L55 245H54V241L50 240V238ZM155 237L157 239H155ZM235 237V236H234ZM233 237V238H234ZM240 237V236H239ZM177 239H184L186 240L187 242V245L185 247H180L177 245L176 243V240ZM19 242V240H17ZM192 241V240H191ZM21 242V240H20ZM49 242V243H48ZM41 243V242H40ZM5 244V243H4ZM42 244V243H41ZM139 244V243H138ZM19 245V244H17ZM184 245V244H182ZM21 246V252L19 251V253L17 252L16 254V257H19L21 256L22 254L21 253H24L25 250L22 249V245ZM188 246V249H186ZM255 246H258L259 248H256L255 249ZM64 247V249H63ZM159 249V250H160ZM257 249H260V250H257ZM139 250V251H138ZM214 250H216L217 252L215 254L214 253ZM225 251H229V252H225ZM48 252V253H47ZM146 253L148 256L153 254L150 253V252H146V250H141V246L140 244L139 245H135L134 246V253H132L133 256H140L141 254L143 253ZM74 256H73V255ZM164 255V254H163ZM256 255V254H255ZM153 256V255H151ZM167 256V255H166ZM258 256V255H257ZM92 258V259H91ZM183 259V258H182ZM252 259V258H251ZM250 259V260H251ZM250 262V261H249ZM263 264V263H261Z\"/></svg>",
	"mask_w": 264,
	"mask_h": 264
},
{
	"label": "flooded vegetation",
	"instance_id": "3",
	"mask_svg": "<svg viewBox=\"0 0 264 264\" xmlns=\"http://www.w3.org/2000/svg\"><path fill=\"white\" fill-rule=\"evenodd\" d=\"M153 154H155V153H153ZM152 164L149 166L148 171L150 170V167L152 166ZM148 171L146 172V174L149 173ZM138 176H141V175H138ZM25 180H26V177L22 176L20 179L21 182L19 181V185H16L15 188H16V191L18 193H20V192L22 193L23 206L28 207V208L29 207L33 208L35 193H37L39 187L36 185L37 183H34L30 188L26 189V191H25L26 194H25L24 192H22V184L25 182ZM122 183H123V181H122ZM2 187L5 188L4 183H2ZM107 187H108L107 190H109L110 187L108 185H107ZM123 187H124V185H123ZM95 188H98V187H95ZM6 189H5V191H6ZM109 191L110 192L106 191L104 194L101 193L100 195H98L95 198V202L100 204L98 206V209L100 208V211L102 213V219L105 222V223H103V227L102 228L99 227V228H101L102 231H104L103 233H104L105 237L108 238V241H111L113 244H118V243L124 241L125 245L127 246L128 240L136 238V231H135L136 228L133 230L132 228L127 227V226L123 227L121 225L122 222L120 224V221L115 218L116 214L118 213V209L116 210V208L114 207V203H115V199L117 197H119L123 193L126 195L129 194L131 189H129V187L125 186L121 192L112 190L111 188ZM161 192H162V189H161ZM60 198H64L66 200L65 204L63 205L64 207L62 206L60 208H55V203ZM90 200H91V198H88L87 200L86 199L81 200V205H80L81 211H80V213L76 219V221H77L76 226L77 227L75 230L78 232L79 236L81 235L80 237L82 239L84 237V238L89 239V240H91L92 235L97 232V226H99L98 225L99 219H98V216L96 215L98 209L95 206V204H90ZM79 201H80V199H79ZM52 202H53V204L51 207H45L44 209L40 210L38 212V215H40L41 217L44 216L46 219L47 217H49V215H48L49 212H51L54 209H58V210H61L60 211L61 216L58 215V217H60L61 219L63 218V220L65 219V217H67L68 220L71 219L70 215L68 214L69 208L63 209V208H65V206L68 203V199L66 197H64V196L58 197V198L56 197L52 200ZM87 204H88V206L90 205L89 206L90 211L88 213L85 210ZM172 204H174V202H172ZM172 204H170V205H172ZM170 205H167L165 207L168 208ZM160 206L161 205H159L157 207V209ZM165 207H163V208H165ZM64 212H66V213L64 214ZM71 213H73V212H71ZM4 217L5 218L7 217V219H12V214L7 213ZM87 217H89L90 221L93 223V231H91L89 233H87L84 230V228L81 227L82 219L85 218V220H88ZM45 219L42 220V221H44V224L47 222V219L46 220ZM169 222L170 221L167 222V224L163 227V229H165L167 232H174L175 231L174 230L175 225L170 226L168 224ZM112 224H114V225H112ZM129 225H131V224H129ZM40 230H41V228L39 229V227L37 226V227H32V228H30V230L24 232L25 242L27 244V241H28L29 246L27 247V250H25L24 253H21L22 255L19 257H16V255H17L16 253L18 251H12V250L10 251L9 248H7L5 246V244H3V243L0 244V247L3 246L5 248V258H6V263L2 262L1 259H3L4 257L0 253V264H37L36 261H38V257H39L37 252H38V249L42 248V245H43V243L41 241ZM170 230H173V231H170ZM67 232H69V230ZM77 232H75V233L77 234ZM114 235L117 237H114ZM59 239H61V238L59 237ZM59 239L56 240V246L57 247H60V245H61L62 240L59 241ZM65 239L66 240L69 239L68 234L65 236ZM65 239H64V241H66ZM138 243L139 242H137L136 244L139 245L140 243L139 244ZM176 243L180 247H185L187 245V242L184 239H177ZM182 244H184V245H182ZM159 245H160L161 249L160 248H159L160 250L159 249H157V250L152 249L151 251H153V254H151V255H153V256L149 255L146 258H142L140 256H133L132 252H131V248L126 249L124 247V249L122 250L123 254L120 255V256H122L121 263H119V264H261L262 263V261H259V260H257L256 262H249V260L247 258H245L244 256H239V255L232 254V253H230V254L227 253V254L220 256V257H218V256L214 257V255H212L210 257H204L203 255H201L197 252H190V251L181 252L180 249H175L168 255V253L164 252L162 250V248L171 246L170 241L166 240L164 242H161ZM18 246H20V245H18ZM33 249H35V252H33ZM42 250L46 253L45 248L44 249L42 248ZM59 251H61L59 253V255L64 258L65 254H63V256H62V253H64V252L60 249H59ZM75 258L76 259H74V260L76 262H78L79 258H77V257H75ZM42 264H57V263L54 261L52 262L51 260H45L44 263H42ZM263 264H264V260H263Z\"/></svg>",
	"mask_w": 264,
	"mask_h": 264
},
{
	"label": "water",
	"instance_id": "4",
	"mask_svg": "<svg viewBox=\"0 0 264 264\" xmlns=\"http://www.w3.org/2000/svg\"><path fill=\"white\" fill-rule=\"evenodd\" d=\"M139 25L138 22H134L130 25V32ZM129 28V27H128ZM132 36V33H130ZM73 116L79 117L80 112L78 110L74 111ZM1 128V124H0ZM72 129V126L69 123H66L64 125V130L65 132L70 131ZM169 135L168 133H164V139L169 140ZM16 140V136H15ZM17 143V142H15ZM142 151L141 146H133L130 149L123 151L120 155H118V159H113L108 162V164L104 165L101 167V169L98 171L96 170L94 172L95 176L93 178V185L95 187L99 186H105L108 185L112 190L115 191H122L124 189L123 183H122V177L120 174H118V171L123 168L124 163L126 160L130 158V156L135 153V152H140ZM157 154H153L151 157L140 161L139 163L135 164L136 168V175H143L144 173L147 172L149 166L153 163L154 159L157 157ZM192 187H194V184H191ZM66 200L64 198H60L56 201L55 203V208H60L65 204ZM90 206V205H89ZM88 204L86 205V212L88 213L90 211V207ZM88 220L82 219L81 221V227L84 228V230L89 233L93 231V223L90 221L89 217H87ZM5 219V217H4ZM7 219V217H6ZM114 225V224H112ZM179 229V228H178ZM113 235V234H112ZM114 237H117L114 235ZM0 253L3 255L2 262L6 263V258H5V248L3 246L0 247ZM263 263V261H262Z\"/></svg>",
	"mask_w": 264,
	"mask_h": 264
},
{
	"label": "crops",
	"instance_id": "5",
	"mask_svg": "<svg viewBox=\"0 0 264 264\" xmlns=\"http://www.w3.org/2000/svg\"><path fill=\"white\" fill-rule=\"evenodd\" d=\"M120 200H119V197H117L116 199H115V204H116V206H115V208H116V210L118 209V211H120V208H118L117 206L119 205V202ZM68 220V219H67Z\"/></svg>",
	"mask_w": 264,
	"mask_h": 264
}]
</instances>
